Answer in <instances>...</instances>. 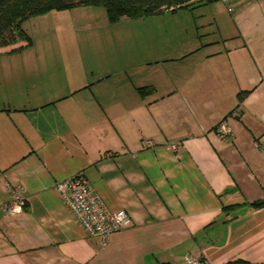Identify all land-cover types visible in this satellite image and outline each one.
Here are the masks:
<instances>
[{"label": "crops", "instance_id": "crops-1", "mask_svg": "<svg viewBox=\"0 0 264 264\" xmlns=\"http://www.w3.org/2000/svg\"><path fill=\"white\" fill-rule=\"evenodd\" d=\"M230 4L195 3L162 51L0 48V264L264 263V0ZM79 171L131 217L104 246L55 189Z\"/></svg>", "mask_w": 264, "mask_h": 264}, {"label": "rangeland", "instance_id": "rangeland-1", "mask_svg": "<svg viewBox=\"0 0 264 264\" xmlns=\"http://www.w3.org/2000/svg\"><path fill=\"white\" fill-rule=\"evenodd\" d=\"M194 7L179 8L175 12H163L151 16L124 17L110 22L103 5L89 4L65 9H51L42 14L29 16L22 21L21 28L30 37L31 42L39 38L41 40L49 38V46H55L57 43L53 38L57 36L61 38L69 34L78 44H91L92 49L109 50L106 52L113 56L115 52L128 51L140 54L141 51L148 49L164 50L168 46L167 38L172 34H180L176 33L179 30L178 27L173 28L175 20L185 21L197 15L199 10L196 7L200 5ZM135 32L141 34L140 37H144L146 33L151 34L152 41L133 40V36L130 35ZM85 38L88 41H85Z\"/></svg>", "mask_w": 264, "mask_h": 264}, {"label": "trees", "instance_id": "trees-1", "mask_svg": "<svg viewBox=\"0 0 264 264\" xmlns=\"http://www.w3.org/2000/svg\"><path fill=\"white\" fill-rule=\"evenodd\" d=\"M199 1L192 0H0V48L25 41L24 46L31 44L30 37L21 28L23 20L32 15L45 13L51 9H65L81 5H103L110 22L124 17H144L163 12H175L179 8H192ZM207 2V1H204ZM23 45L16 49L22 48ZM152 88H150L151 90ZM144 94L146 87H138ZM249 90L237 93L238 103L243 100ZM220 122V121H219ZM254 206H261L264 200L255 201ZM222 264H249L243 259H235ZM264 264V263H261Z\"/></svg>", "mask_w": 264, "mask_h": 264}, {"label": "built area", "instance_id": "built-area-1", "mask_svg": "<svg viewBox=\"0 0 264 264\" xmlns=\"http://www.w3.org/2000/svg\"><path fill=\"white\" fill-rule=\"evenodd\" d=\"M219 1L226 3L229 11L232 10L231 0ZM215 130L223 138L230 137V128L224 121L217 123ZM254 144L257 147H264V139H255ZM171 147H175V145L172 144ZM55 189L62 195L85 233L96 237L101 246L106 245L111 234L121 231L131 224V217L123 208L110 210L106 207L82 171L58 181L55 184ZM22 191L23 187L20 184L9 187L10 200L2 205L3 211L13 214L23 209L26 205V199L22 196ZM187 263L206 264L197 257H188Z\"/></svg>", "mask_w": 264, "mask_h": 264}]
</instances>
